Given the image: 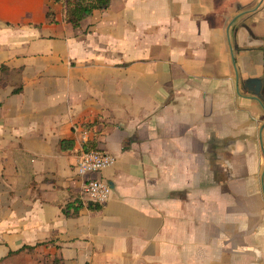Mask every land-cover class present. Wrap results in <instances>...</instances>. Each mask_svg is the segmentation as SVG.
Masks as SVG:
<instances>
[{
  "label": "crops",
  "instance_id": "obj_1",
  "mask_svg": "<svg viewBox=\"0 0 264 264\" xmlns=\"http://www.w3.org/2000/svg\"><path fill=\"white\" fill-rule=\"evenodd\" d=\"M253 1L109 0L73 27L53 0H0V264H264ZM88 146L115 158L98 210Z\"/></svg>",
  "mask_w": 264,
  "mask_h": 264
},
{
  "label": "built area",
  "instance_id": "obj_2",
  "mask_svg": "<svg viewBox=\"0 0 264 264\" xmlns=\"http://www.w3.org/2000/svg\"><path fill=\"white\" fill-rule=\"evenodd\" d=\"M114 161L112 155L98 148L84 150L77 157L75 173L82 180V193L92 202L104 204L109 199L111 186L97 175L113 165Z\"/></svg>",
  "mask_w": 264,
  "mask_h": 264
},
{
  "label": "trees",
  "instance_id": "obj_3",
  "mask_svg": "<svg viewBox=\"0 0 264 264\" xmlns=\"http://www.w3.org/2000/svg\"><path fill=\"white\" fill-rule=\"evenodd\" d=\"M109 0H53V3H60L62 6V18L64 21L70 23L73 27L79 26L80 21L87 15L91 14L93 10H99L106 8L108 6ZM46 18L49 22H55V12L50 6L46 12ZM73 141L71 139H64L60 141L62 148L71 147ZM97 149L96 147H86L85 150ZM89 205L94 210H98L102 207V204L90 202ZM81 206L80 203L74 208L75 212L78 211V208ZM69 205L63 209L65 215H69L67 208ZM26 248V246H23Z\"/></svg>",
  "mask_w": 264,
  "mask_h": 264
},
{
  "label": "flooded vegetation",
  "instance_id": "obj_4",
  "mask_svg": "<svg viewBox=\"0 0 264 264\" xmlns=\"http://www.w3.org/2000/svg\"><path fill=\"white\" fill-rule=\"evenodd\" d=\"M254 2V6L253 7H250V6H239V11H238V14H240V13H242L243 11H246V10H250V11H252L257 5H258V3H260L261 5H260V7L258 8V10H262V8H263V6H264V0H255V1H253ZM257 10V11H258ZM260 10V11H261ZM249 11V13L248 14H250L251 12ZM255 11H253L252 13H254ZM242 15V14H241ZM241 15H240V17L239 18H241ZM250 18L252 17V14H251V16H249ZM244 21H245V19H240L239 21H238V23H237V25L238 26H244ZM261 70H262V72H261V75L259 76V77H249V78H253V79H256V81H257V79H261V82H262V89L259 91V97L261 98V100L262 101H264V63H263V67L261 68ZM248 86L251 90H256V87L258 86V83L257 82H250V81H248V82H246V84L245 83H243V81H242V86ZM248 87H246V89L248 88ZM243 88H245V87H243Z\"/></svg>",
  "mask_w": 264,
  "mask_h": 264
},
{
  "label": "water",
  "instance_id": "obj_5",
  "mask_svg": "<svg viewBox=\"0 0 264 264\" xmlns=\"http://www.w3.org/2000/svg\"><path fill=\"white\" fill-rule=\"evenodd\" d=\"M248 81H250V82H257L258 83V86L256 87V90H251L247 85L246 86H243V87H245L244 89H246V87H248L247 89L251 90L254 93L253 94L254 96H251V97H254V98L259 99V101L261 102L262 107H264V102L260 99V97H259L260 95L258 94L259 91L262 89L261 79H257V81H256V79L247 78V79L244 80V83L246 84V82H248Z\"/></svg>",
  "mask_w": 264,
  "mask_h": 264
},
{
  "label": "rangeland",
  "instance_id": "obj_6",
  "mask_svg": "<svg viewBox=\"0 0 264 264\" xmlns=\"http://www.w3.org/2000/svg\"><path fill=\"white\" fill-rule=\"evenodd\" d=\"M21 190H19V192H20ZM20 194H23V193H20Z\"/></svg>",
  "mask_w": 264,
  "mask_h": 264
}]
</instances>
